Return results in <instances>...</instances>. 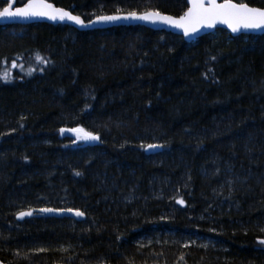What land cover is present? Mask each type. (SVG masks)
I'll list each match as a JSON object with an SVG mask.
<instances>
[{
	"label": "trees",
	"instance_id": "16d2710c",
	"mask_svg": "<svg viewBox=\"0 0 264 264\" xmlns=\"http://www.w3.org/2000/svg\"><path fill=\"white\" fill-rule=\"evenodd\" d=\"M47 2L84 23L187 10L185 0ZM148 145L163 147L148 155ZM39 208L85 220H16ZM262 230L264 35L216 30L187 43L140 26L0 25L2 263L264 264Z\"/></svg>",
	"mask_w": 264,
	"mask_h": 264
},
{
	"label": "snow or ice",
	"instance_id": "6c2138e0",
	"mask_svg": "<svg viewBox=\"0 0 264 264\" xmlns=\"http://www.w3.org/2000/svg\"><path fill=\"white\" fill-rule=\"evenodd\" d=\"M189 7L183 15L178 19L171 16L161 15L159 12L149 11L137 15L130 12L126 16L108 15L100 16L97 22H114L120 19H138L144 21L156 22L157 20L170 24L176 28L183 30L185 36L192 32H196L201 27L212 28L217 24L226 25L233 33L241 29L245 30H264V8L250 7L247 3H236L233 0H223L218 3L217 0H187ZM14 0H6V6L0 9V17H45L49 20H68L80 26H86L79 16H74L70 12L62 8H56L47 0H28L23 7L13 10ZM37 59H41L37 57ZM15 66V65H13ZM7 78L6 75L4 77ZM61 133L66 131L60 129ZM77 134L78 139L95 141L99 137L91 132H86L82 128L71 129ZM148 148L163 147V145H148ZM79 175V173H77ZM177 203L183 204V200H177ZM41 212H52L53 209H40ZM66 211L72 212V209ZM75 215L83 216L84 213L76 210ZM32 211H20L17 218L22 219L25 216H31ZM264 231V230H262ZM264 245V239L258 241ZM38 252L46 251V249H38Z\"/></svg>",
	"mask_w": 264,
	"mask_h": 264
},
{
	"label": "water",
	"instance_id": "95a60500",
	"mask_svg": "<svg viewBox=\"0 0 264 264\" xmlns=\"http://www.w3.org/2000/svg\"><path fill=\"white\" fill-rule=\"evenodd\" d=\"M0 1L6 2V0H0ZM16 2H17V0H14L13 10H15V8H18V7H16ZM185 2L187 5V9H188L189 4H188L187 0H185ZM217 2L222 3L223 0H217ZM48 3H50V2H48ZM23 6H21V7H23ZM65 11H67V10H65ZM160 14L164 15V16H170V15H166V14H162V13H160ZM72 15H74V14H72ZM117 15L126 16L127 14H117ZM137 15H140V14H137ZM74 16H76V15H74ZM171 17L178 19L180 16L179 17L171 16ZM41 23L42 24H50V25L65 24V25H69V26L76 28L78 31H104V30L117 28V27H138V26H140V27H144V28L149 29V30L154 31V32H166V33H170V34H173L176 36H180L187 43H191L193 41L200 39L201 37L213 34L216 30H224L225 32L230 34L231 37H234V38L239 37V36H262V35H264V30L241 29L238 32L233 33L224 24H217L215 27H212V28L201 27L196 32H192L189 35L185 36L182 29L176 28L170 24L161 22L159 20H157L156 22H152V21H144V20H138V19H131L130 18V19H120V20H117L114 22H97V18H95L92 21L84 23L86 26L82 27V26L77 25V24H75L71 21H68V20L53 21V20H49L45 17H31V18L0 17V25H2V26H7V25H24L25 26V25H30V24H41ZM160 150H161L160 147L147 148L145 152L148 155H150V154L153 155V154L160 152ZM43 209H45V208H43ZM47 209H53V208H47ZM53 210L54 211H52V212H41L40 209H34V210H31L32 211L31 216H25L22 219L17 218V215H18L17 214L16 220L18 222H23L24 220H28L31 218H41V217L54 218V219L68 218V219H73L76 222H83L85 220V215L77 216L74 214L76 210H73L72 212L66 211L67 209H53ZM0 264H4V263H2L0 261Z\"/></svg>",
	"mask_w": 264,
	"mask_h": 264
},
{
	"label": "bare ground",
	"instance_id": "6f19581e",
	"mask_svg": "<svg viewBox=\"0 0 264 264\" xmlns=\"http://www.w3.org/2000/svg\"><path fill=\"white\" fill-rule=\"evenodd\" d=\"M125 14H128V13H125ZM148 147H146L145 148V151H146V149H147ZM161 148V147H160ZM161 151V150H160ZM146 153V152H145ZM39 209H43V208H39ZM53 209H55V208H53ZM34 210V209H33Z\"/></svg>",
	"mask_w": 264,
	"mask_h": 264
},
{
	"label": "flooded vegetation",
	"instance_id": "af4514ba",
	"mask_svg": "<svg viewBox=\"0 0 264 264\" xmlns=\"http://www.w3.org/2000/svg\"><path fill=\"white\" fill-rule=\"evenodd\" d=\"M26 3H27V2H26ZM26 3H25V4H26ZM22 6H23V5H22ZM16 7H21V6H18V5H17V2H16ZM70 13H71V12H70Z\"/></svg>",
	"mask_w": 264,
	"mask_h": 264
}]
</instances>
